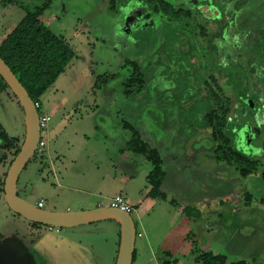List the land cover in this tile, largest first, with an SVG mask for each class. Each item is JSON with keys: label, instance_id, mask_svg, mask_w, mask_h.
Returning <instances> with one entry per match:
<instances>
[{"label": "rangeland", "instance_id": "obj_1", "mask_svg": "<svg viewBox=\"0 0 264 264\" xmlns=\"http://www.w3.org/2000/svg\"><path fill=\"white\" fill-rule=\"evenodd\" d=\"M5 1L0 0L2 41L24 19L25 9L50 3L42 22L76 54L41 98L39 113L50 117L41 130L46 146L20 175V198L33 205L43 199L50 211L69 207L76 212L86 209V200L89 206L111 207L121 196L142 235L136 238L134 264H207L219 255L227 264H264V135L258 132L264 130V35L255 39L252 28L236 25L224 41L215 40L222 48L215 51L211 37L203 36V30H213L195 13L196 0H182L196 22H171L174 28H166L159 15L148 19V5L138 1L120 2L117 10L110 9V0ZM214 4L211 12L219 7L224 15L221 4ZM128 60L142 65L147 78L144 89L133 95L124 88L131 73L124 67ZM208 86L224 92L220 104L227 96L226 125L235 150L260 162L247 178L215 156L219 142L212 140L203 118L219 104ZM128 122L160 151L168 178L165 192L148 183L152 165L128 150ZM0 125L19 141L6 154L0 150L3 181L26 136L24 111L9 88L0 91ZM66 185L84 190L70 191ZM143 193L150 199L140 207L136 202ZM132 195L135 205L128 200ZM6 215L0 212L5 233L16 227ZM41 236L42 243L54 246L62 236L81 244L83 264H115L121 229L104 221L44 230ZM63 251L58 264H78L75 255Z\"/></svg>", "mask_w": 264, "mask_h": 264}, {"label": "trees", "instance_id": "obj_2", "mask_svg": "<svg viewBox=\"0 0 264 264\" xmlns=\"http://www.w3.org/2000/svg\"><path fill=\"white\" fill-rule=\"evenodd\" d=\"M131 1H138L147 4V18L150 19L152 15H159L162 23H165L166 28L173 27L171 22L182 23L183 21H187L189 24H192L193 20L196 22L195 14L188 9L180 6L178 7V5L175 4L176 0L173 3L168 0H110L109 7L111 10H117L119 9L120 2L129 3ZM196 1L198 9L195 13L208 19L207 14L202 12L201 7L203 5H209L210 0ZM228 1L231 3L228 4ZM251 1L252 0H220L222 8L224 9V15L218 11L215 16L210 15L211 19L207 20L209 24H211L210 20L212 21L213 24H211V28L212 30L215 29V31H212L211 33L205 32L204 30L202 31L205 38H207L206 36L208 35L211 37L208 39V42L211 43L215 51L222 50L215 40L217 38H222L226 32L231 31L235 25L236 18L241 15L242 17L246 16L243 14V10L245 11L246 9H249L248 5ZM5 2H7L6 4L14 3L13 0H7ZM49 6L50 3H46L43 6H39L32 10L25 9L26 14L24 19L0 45V57L12 69L13 73L26 88L35 103H40L44 94L64 74L70 63L76 57L75 52L72 50L67 40L64 37L53 33L42 22V17L50 8ZM212 6L213 5H211V7ZM216 10L218 9L216 8ZM223 16H226V21L221 20ZM261 33L264 35V30H262ZM182 34L183 33H181L180 39L181 43L184 41L182 38L184 35ZM124 67L126 69L130 68L131 70L129 77L124 84L125 93L127 95H133L136 91L143 90L147 78L142 65L128 60ZM205 85L207 86V84ZM6 88H8V86L0 76V91L5 90ZM207 90L213 92L214 102L219 104L216 110L206 114L203 118V120L206 121L205 126L212 131L213 141L219 142V146L215 149V156L218 161H225L229 164L235 165L237 170L241 173V176L247 178L258 171L260 162L235 150L234 145L232 144L233 136L228 133V126L226 125L228 116L231 113L227 96H225L226 102L220 104L218 98L219 96L222 95L223 97L224 95L222 89L217 90L216 87L213 88L208 86ZM220 92L221 95L219 94ZM221 114L223 117L220 116ZM124 127L131 131L130 140L127 143L128 150L135 155L143 156L152 165L153 172L148 176V183L153 187H160L164 181L165 172L163 168V160L158 149L152 147V145L143 138L134 124L128 122ZM258 132L260 133L259 130ZM1 135L2 137H6L4 131H1ZM15 141L18 142L17 139H13L11 142L13 143ZM19 152L20 147L17 148L16 155ZM212 258V262L207 264H227V258L225 256H212ZM135 261L136 251L134 252L133 264ZM166 264H170V262H166ZM233 264H247V262L241 261Z\"/></svg>", "mask_w": 264, "mask_h": 264}, {"label": "water", "instance_id": "obj_3", "mask_svg": "<svg viewBox=\"0 0 264 264\" xmlns=\"http://www.w3.org/2000/svg\"><path fill=\"white\" fill-rule=\"evenodd\" d=\"M0 76L20 103L26 123V136L7 172L4 183V202L12 211L38 224L57 229L76 228L104 221H114L120 225L121 240L115 264H133L137 230L129 212L112 207H97L76 212H57L42 209L18 196V181L23 170L37 152L41 139L40 115L36 103L19 81L12 69L0 57Z\"/></svg>", "mask_w": 264, "mask_h": 264}, {"label": "flooded vegetation", "instance_id": "obj_4", "mask_svg": "<svg viewBox=\"0 0 264 264\" xmlns=\"http://www.w3.org/2000/svg\"><path fill=\"white\" fill-rule=\"evenodd\" d=\"M215 1L217 3H220V0H215ZM173 2H175V0ZM184 2L185 1H182V0H176L175 4L180 6V7H183L182 4H184ZM230 3L231 2L228 1V4H230ZM196 4H197V1H196ZM211 5H213L215 7L214 0H210L209 5H205V6L203 5L201 7L202 12L204 14H207L208 19H211L210 15H214L215 13L217 14L218 11L223 15V12L220 11L219 7H217V9H218L217 12H215L214 10H212L213 12H211V10H210ZM248 6H249V9H246L245 11L243 10V14L246 16H243V17H242V15L239 16L238 21L235 22V25L233 26V28L236 25L245 24L246 30H243V31H248V28L250 27V28H252L251 30H253V31H251V33L252 32L254 33V35L252 37H254L255 34H257V36L260 35L259 37L263 38L261 31L264 30V10H262L261 8L264 6V0H252ZM203 7L207 8L206 11H203V9H202ZM202 18H204L205 24H207L208 19L203 17V16H202ZM208 26H209V28L212 27L211 24H209ZM255 27L259 28L258 33L255 32V30H256ZM214 31H215V29L213 30V32ZM208 32H210V29H208ZM257 36H255V39L257 38ZM223 38H224V36H222L221 40H223ZM3 91H5V90H3ZM3 91H1V92H3ZM39 115H40V113H39ZM1 131H4L6 133V137H2ZM259 134H263V131H260ZM13 139H16V138L9 137L7 132L0 125V150H3V152H5V154H6V150L9 147L13 146V143L11 142V140H13ZM263 141H264V138H263ZM233 142H234V140H233ZM19 147L21 148V146H19ZM152 147H154V146L152 145ZM159 153H160V151H159ZM15 157H16V155H15ZM11 163L9 165V168L11 166ZM163 163H164V161H163ZM6 175H7V173L4 175L3 181L0 180V183H3V185H2L3 197L0 199V212H4V214H7L6 219L8 220L9 224L10 225L16 224V227L13 230L7 231V233L0 230V264H56L58 261H60L59 260L60 255L55 251V249H52L49 246V245H51V246H54V245H52V244L48 245L47 243L45 244V243H42V241H41L42 240L41 235L43 234L44 230L51 231V230H53V228H51L49 226L42 225V224L31 222V221L23 218L22 216L18 215L14 211H12L7 205H3V202H4V183H5ZM1 178L2 177H0V179ZM165 178H166V173H165L164 181H165ZM164 181H163L162 185L160 186V188L163 186ZM154 188H156V187H154ZM18 196L20 197L19 191H18ZM23 200L26 201L25 199H23ZM38 204H39V202L35 205L37 207H39ZM44 207H45V202H44L43 207H39V208L45 209ZM57 212H59V211H57ZM65 212H75V211L67 210ZM131 212H130V214H132ZM138 234L139 233L137 232V237H138ZM66 238H68V237L62 236L59 238V241L63 242V241H65ZM66 240H67L66 243H73L72 239L68 238ZM49 241H50V239H49ZM51 242H52V240H51ZM60 242H59V244L54 243L55 244L54 248L59 247L60 251L62 249L65 250V247H62V244ZM47 249L50 252H52V254H53L52 256L51 255L48 256ZM47 260H49V261H47Z\"/></svg>", "mask_w": 264, "mask_h": 264}, {"label": "crops", "instance_id": "obj_5", "mask_svg": "<svg viewBox=\"0 0 264 264\" xmlns=\"http://www.w3.org/2000/svg\"><path fill=\"white\" fill-rule=\"evenodd\" d=\"M11 30V31H10ZM13 30L12 29H9V30H7L6 31V33L4 34V36H5V39L7 38V36L12 32ZM4 39V40H5ZM2 40L0 39V45L2 44ZM74 63V61H72L71 63H70V65L69 66H71L72 64ZM68 66V67H69ZM60 102V101H59ZM42 105V104H41ZM66 128V127H65ZM132 179H133V177H132ZM168 184V178H167V172H166V178H165V181H164V184H163V188L165 189L164 190V192L166 191V185ZM67 186V189H69L70 191H77V190H80V191H83L84 189H82V188H80V187H73V185H66ZM148 195V193H143V194H141V196H140V198H138V201L136 202L138 205H140V207L141 206H143V205H145L146 203H147V201L150 199L147 195ZM133 196V197H132ZM132 196H130L129 198H128V200L130 201V203H133V199L135 198V195H132ZM41 200H43V199H41ZM40 200V201H41ZM39 201V202H40ZM44 201V200H43ZM45 202V201H44ZM90 201H85L84 202V206H85V208L86 209H82V210H91V209H94V208H97V207H101V206H104L103 204H98V205H96L95 206V203L93 202V204H91L90 206H89V203ZM46 203V202H45ZM134 204V203H133ZM135 205V204H134ZM87 206V207H86ZM70 208L68 207L67 208V210H69ZM81 210V211H82ZM67 242V240L65 239V241H63V242H60L61 244H62V247H65V251H63L64 252V254H68L69 256H71L72 257V255L74 256H76L77 257V260H78V264H83V261L85 260V259H83V257L85 256L83 253H82V249H81V247H82V245L81 244H79L78 243V246L77 245H74L73 243H66ZM49 245V244H48ZM52 249H55V251L58 253V254H60V248L59 247H57V248H54V246H51V245H49ZM49 249V248H48ZM47 249V254H48V256L49 255H53L52 254V252H50L49 250ZM187 249V251L190 253V249L187 247L186 248ZM83 256V257H82ZM60 258V257H59ZM60 260H62L61 258H60ZM64 260V259H63ZM97 263V262H96ZM95 263V261L94 262H91L90 264H96ZM98 264V263H97Z\"/></svg>", "mask_w": 264, "mask_h": 264}, {"label": "built area", "instance_id": "obj_6", "mask_svg": "<svg viewBox=\"0 0 264 264\" xmlns=\"http://www.w3.org/2000/svg\"><path fill=\"white\" fill-rule=\"evenodd\" d=\"M40 105H41L40 103H36V106H37L38 110H40V107L42 108V106H40ZM39 121H40L41 130H42L43 128L47 127V124L50 121V117L47 116V113H44L43 115L40 116ZM45 146H46V143L41 138L40 142H39V145H38V148H37V153L41 152ZM38 205H39V207H43L44 201L41 200ZM111 207L112 208H118V209H121V210L129 212V213L131 212L130 206L126 203L124 198H122L121 196H117L112 201ZM138 237H142V235L139 233Z\"/></svg>", "mask_w": 264, "mask_h": 264}]
</instances>
